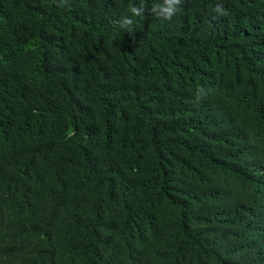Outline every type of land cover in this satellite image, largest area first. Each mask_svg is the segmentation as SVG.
Listing matches in <instances>:
<instances>
[{
    "label": "trees",
    "instance_id": "obj_1",
    "mask_svg": "<svg viewBox=\"0 0 264 264\" xmlns=\"http://www.w3.org/2000/svg\"><path fill=\"white\" fill-rule=\"evenodd\" d=\"M157 3L0 0V264H264V0Z\"/></svg>",
    "mask_w": 264,
    "mask_h": 264
},
{
    "label": "clouds",
    "instance_id": "obj_2",
    "mask_svg": "<svg viewBox=\"0 0 264 264\" xmlns=\"http://www.w3.org/2000/svg\"><path fill=\"white\" fill-rule=\"evenodd\" d=\"M179 4H181V0H164L163 4H154L152 9L157 13V17L171 20L173 16H175L180 11V8L177 7V5ZM143 10V3H141V7L139 9L130 4V11L135 16H140ZM216 10L219 9L217 8ZM124 23L127 25H131L132 20L126 17L124 18Z\"/></svg>",
    "mask_w": 264,
    "mask_h": 264
}]
</instances>
